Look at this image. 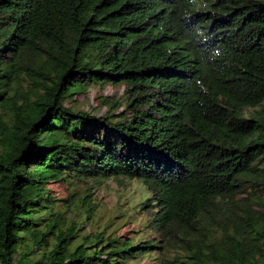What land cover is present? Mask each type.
<instances>
[{"label":"trees","instance_id":"16d2710c","mask_svg":"<svg viewBox=\"0 0 264 264\" xmlns=\"http://www.w3.org/2000/svg\"><path fill=\"white\" fill-rule=\"evenodd\" d=\"M105 85L123 88L98 96L106 113L68 106ZM48 169L93 179L91 234L56 217ZM109 179L143 187L145 237L98 226ZM20 249L28 264H264V0H0V264Z\"/></svg>","mask_w":264,"mask_h":264},{"label":"rangeland","instance_id":"374dc122","mask_svg":"<svg viewBox=\"0 0 264 264\" xmlns=\"http://www.w3.org/2000/svg\"><path fill=\"white\" fill-rule=\"evenodd\" d=\"M122 90L123 88L119 86H94L86 94L76 96L74 101L68 103V106L74 111L84 110L104 114L107 112V106H101V99L99 100L98 96L111 95L117 97L122 94ZM54 174L53 170L48 169L46 175L49 178L45 180L43 187L46 190H52L53 196L57 198L55 204L56 217H61L63 223L67 225L74 223L82 225L79 236L91 234L96 225L84 220L88 214L89 205L87 202H79V198L85 192L84 188L93 184V179L81 173V181H74L73 185L67 187ZM127 184V186L120 185L117 180L109 179L105 183L93 185L91 197L100 205L96 219L98 226L103 228L107 235L117 234L124 238H142L145 237L142 236V233L147 230L152 212H144L134 205L145 196L141 184L135 180L127 182ZM22 252L23 249H20L19 255L15 257V264H28L31 259L39 257V255H33L30 260L22 259ZM127 264L135 263L127 262ZM143 264L154 263L153 260L145 258Z\"/></svg>","mask_w":264,"mask_h":264}]
</instances>
